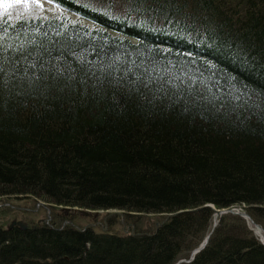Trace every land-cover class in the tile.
Listing matches in <instances>:
<instances>
[{"label":"trees","instance_id":"obj_1","mask_svg":"<svg viewBox=\"0 0 264 264\" xmlns=\"http://www.w3.org/2000/svg\"><path fill=\"white\" fill-rule=\"evenodd\" d=\"M50 1L0 17V202L52 208L0 264H264V0Z\"/></svg>","mask_w":264,"mask_h":264},{"label":"rangeland","instance_id":"obj_2","mask_svg":"<svg viewBox=\"0 0 264 264\" xmlns=\"http://www.w3.org/2000/svg\"><path fill=\"white\" fill-rule=\"evenodd\" d=\"M9 16L10 18L16 20L21 17H51V16H66L72 21H82L84 23H90L78 15L74 13H70L50 0H2L0 3V17ZM11 206V212L7 216L0 215V221L4 220L10 222V220L14 217L24 216L31 222H40L47 220L50 222L52 219V208L45 205L43 202H35L32 199L21 198V199H10L0 202V206ZM67 209V208H65ZM241 208H235L234 210L240 211ZM68 210V209H67ZM117 210H111L110 213H106L103 211H98L95 213H90L89 211H83L84 215H80L77 217L76 221L72 224H76L80 227H88L92 226L96 228L98 231L104 230L109 226L110 214H116ZM118 212V211H117ZM221 214V213H220ZM160 216L155 215H141V216H133L131 218L130 224H125L124 222L119 223L115 226V228L121 234H128L133 232L135 229L148 230L153 229L159 221H161ZM14 221H23L21 219H14ZM10 222L9 226L12 224ZM24 222V221H23ZM118 222V221H117ZM26 223V222H25ZM28 224V223H27ZM66 224V223H65ZM64 224V225H65ZM252 229L255 234L262 240V236H264V231L250 223ZM8 226V227H9Z\"/></svg>","mask_w":264,"mask_h":264},{"label":"bare ground","instance_id":"obj_3","mask_svg":"<svg viewBox=\"0 0 264 264\" xmlns=\"http://www.w3.org/2000/svg\"><path fill=\"white\" fill-rule=\"evenodd\" d=\"M38 202H39V201H38ZM40 202H41V201H40ZM67 209H68V208H67ZM243 216H245L246 218L249 219V217H248L247 215H243ZM17 222H19V221H17ZM22 222H23V221H22ZM12 223H13V222H12ZM249 223H252V222H249ZM14 226H16V225H14ZM14 226H13V227H14ZM17 226H19V225H17ZM20 227H21V226H20ZM9 228H12L11 225L9 226ZM21 228H22V227H21ZM208 239H209V237L206 238L205 242L201 245L200 248H198L197 250H195V251L193 252L192 257H191L190 260H192V259L194 258V256L204 248V246L206 245ZM260 240H261V239H260ZM261 242L264 244V236H262V240H261ZM184 262H185V261H184Z\"/></svg>","mask_w":264,"mask_h":264},{"label":"water","instance_id":"obj_4","mask_svg":"<svg viewBox=\"0 0 264 264\" xmlns=\"http://www.w3.org/2000/svg\"><path fill=\"white\" fill-rule=\"evenodd\" d=\"M14 225H19L21 226L23 229H27L28 228V224L25 223V222H22V221H14L12 224H11V227H13Z\"/></svg>","mask_w":264,"mask_h":264},{"label":"snow or ice","instance_id":"obj_5","mask_svg":"<svg viewBox=\"0 0 264 264\" xmlns=\"http://www.w3.org/2000/svg\"><path fill=\"white\" fill-rule=\"evenodd\" d=\"M37 2H39V0H37ZM0 3H2V0H0Z\"/></svg>","mask_w":264,"mask_h":264}]
</instances>
